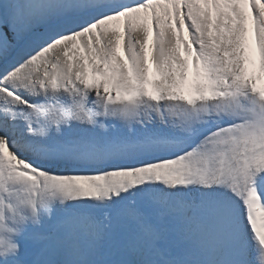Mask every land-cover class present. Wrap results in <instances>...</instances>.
Wrapping results in <instances>:
<instances>
[{
	"label": "snow or ice",
	"instance_id": "1",
	"mask_svg": "<svg viewBox=\"0 0 264 264\" xmlns=\"http://www.w3.org/2000/svg\"><path fill=\"white\" fill-rule=\"evenodd\" d=\"M0 264H264V0H0Z\"/></svg>",
	"mask_w": 264,
	"mask_h": 264
}]
</instances>
